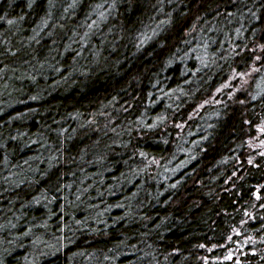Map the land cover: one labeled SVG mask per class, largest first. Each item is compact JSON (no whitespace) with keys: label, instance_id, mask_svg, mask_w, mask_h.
Here are the masks:
<instances>
[{"label":"trees","instance_id":"1","mask_svg":"<svg viewBox=\"0 0 264 264\" xmlns=\"http://www.w3.org/2000/svg\"><path fill=\"white\" fill-rule=\"evenodd\" d=\"M0 264H264V0H0Z\"/></svg>","mask_w":264,"mask_h":264},{"label":"rangeland","instance_id":"2","mask_svg":"<svg viewBox=\"0 0 264 264\" xmlns=\"http://www.w3.org/2000/svg\"><path fill=\"white\" fill-rule=\"evenodd\" d=\"M223 28H224V26H220V27H219V30H223ZM109 33H113V30H110ZM223 36L226 37V34H223ZM250 75H252L251 72L245 74L244 76L241 75L240 77H241V78L243 77V81H244V82H246V81L248 82V81L250 80V78H248V77H251ZM258 138H259V136H258ZM258 138H257V140H256V143H257V144H259V140H258Z\"/></svg>","mask_w":264,"mask_h":264}]
</instances>
